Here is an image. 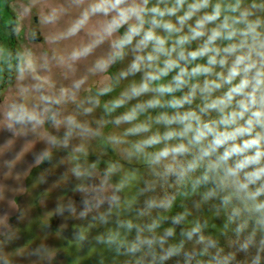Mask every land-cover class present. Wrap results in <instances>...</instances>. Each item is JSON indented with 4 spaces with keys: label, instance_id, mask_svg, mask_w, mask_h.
Listing matches in <instances>:
<instances>
[{
    "label": "clouds",
    "instance_id": "1",
    "mask_svg": "<svg viewBox=\"0 0 264 264\" xmlns=\"http://www.w3.org/2000/svg\"><path fill=\"white\" fill-rule=\"evenodd\" d=\"M37 22L43 48L0 46L21 82L4 115L48 130L36 164L80 154L97 242L135 264H264V0H57ZM93 142L118 158L98 169Z\"/></svg>",
    "mask_w": 264,
    "mask_h": 264
},
{
    "label": "rangeland",
    "instance_id": "2",
    "mask_svg": "<svg viewBox=\"0 0 264 264\" xmlns=\"http://www.w3.org/2000/svg\"><path fill=\"white\" fill-rule=\"evenodd\" d=\"M29 2L10 3L17 23L23 26V31L16 35L19 48H43L44 45L30 44L29 33L37 28L47 35L37 17L57 0H39L31 13L24 15ZM0 35V46L7 48L8 34L0 29ZM3 66L0 61V72ZM20 83L15 75L0 94V264H135L134 258L118 255L113 248L97 242L96 236L106 232L107 226L93 219L95 213L85 218L79 216L82 200L90 198L93 185L99 182L97 178L77 180L72 175L74 156L80 154H74L71 146L51 148L52 159L36 164L35 157L50 147L46 142L48 130L8 128L4 113L9 102L17 98ZM88 152L93 158L100 157L98 169L104 168L105 161L118 158L103 155L104 148L98 142L89 144ZM85 159L80 156L82 163ZM82 183L87 184V192L76 190ZM69 203L74 204L75 213L66 210ZM58 206L65 207L63 214L57 212ZM81 232L85 234L84 240L77 238ZM221 239L226 250H236L230 236Z\"/></svg>",
    "mask_w": 264,
    "mask_h": 264
},
{
    "label": "flooded vegetation",
    "instance_id": "3",
    "mask_svg": "<svg viewBox=\"0 0 264 264\" xmlns=\"http://www.w3.org/2000/svg\"><path fill=\"white\" fill-rule=\"evenodd\" d=\"M13 1L15 0H0V29L8 34L6 37L4 36L7 48L16 50L19 49V44L16 34L13 32V29L17 25V20L14 12L10 9V3H12ZM34 29L38 31L37 28ZM14 76V69L10 71L4 64L0 72V94L5 90L8 82L10 80H13Z\"/></svg>",
    "mask_w": 264,
    "mask_h": 264
},
{
    "label": "trees",
    "instance_id": "4",
    "mask_svg": "<svg viewBox=\"0 0 264 264\" xmlns=\"http://www.w3.org/2000/svg\"><path fill=\"white\" fill-rule=\"evenodd\" d=\"M0 40H1V37H0ZM189 203H191V200H189V201H187V205L189 204ZM219 225L217 226V229H216V231H217V234H219Z\"/></svg>",
    "mask_w": 264,
    "mask_h": 264
}]
</instances>
